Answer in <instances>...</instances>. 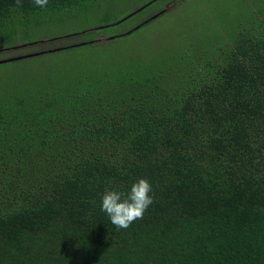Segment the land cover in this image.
<instances>
[{
  "label": "trees",
  "instance_id": "1",
  "mask_svg": "<svg viewBox=\"0 0 264 264\" xmlns=\"http://www.w3.org/2000/svg\"><path fill=\"white\" fill-rule=\"evenodd\" d=\"M169 1L109 25L113 0H0V33L78 12L106 25L0 64V264H264V0H212L209 30L155 51L141 18ZM139 178L153 203L117 229L101 196Z\"/></svg>",
  "mask_w": 264,
  "mask_h": 264
},
{
  "label": "rangeland",
  "instance_id": "2",
  "mask_svg": "<svg viewBox=\"0 0 264 264\" xmlns=\"http://www.w3.org/2000/svg\"><path fill=\"white\" fill-rule=\"evenodd\" d=\"M148 1L149 0H113V5L109 9V19L107 20L117 22L109 25L118 24V22H121V20L129 16L132 11L144 7ZM194 1L195 3L192 11L188 12L189 15L185 14L178 18H174L173 16L169 15L165 16L164 13L166 12V10H169L172 7V0H170L165 5H161L163 8L165 7L164 12H160V8L158 7V9L156 7L151 12L142 17V21L147 19L148 17H150L151 19L157 18L139 32L140 34H144V36L149 39L147 40V42L144 41V44L147 45L149 43L150 46L153 44V47L151 46V48H154L155 51L158 48H170L171 46L173 48H176L181 36L183 37V40H187L189 42L194 40L193 38L196 37L197 33L199 34L200 30H209L211 28V20L214 21V18L212 16L210 18V14L212 13L211 11L213 8L212 0ZM219 1L222 4L220 6L222 7V9H230L235 3V1L233 0H227L226 2H223L222 0ZM191 2L192 0H188L186 2L180 3L178 5V9H176L175 11L179 13L181 8H183V10H189ZM220 15L221 14L216 16L219 17ZM216 16H214L215 19ZM192 17H196V19L189 23V20H191ZM102 19L103 14L101 12H93L89 17H85L83 13L78 12L71 17L52 16V19L50 20L39 19L36 20V25L29 28L20 25L16 27L11 26L10 29L8 28L3 33H0V61L18 56H28L31 54H35L39 51L37 49L39 47L35 48L34 46L47 40L60 39L64 36L74 35L79 32H84L92 29L95 30L96 28L101 26V23H103L104 20ZM134 21L135 24L139 23L141 20L138 18ZM131 22L132 20L126 23V25L130 24ZM118 27L120 26L115 27L116 31L118 32H122V28L123 31L126 29L125 26L122 28ZM112 32L114 33V31ZM139 33L133 35L130 34L129 37L124 38V40L108 42L107 48H124L125 50L126 48H139L137 45H135L136 41H140L141 39L139 37ZM106 34L109 35L110 32ZM101 38L104 37H99L98 40H101ZM132 41L133 44H131ZM22 47L27 49L17 51L16 53H11L14 51L13 49ZM56 48L60 47L57 46ZM150 57L152 60H155L156 58L155 54L153 53H151ZM2 70L5 72V74H7L8 77H10L12 67H2Z\"/></svg>",
  "mask_w": 264,
  "mask_h": 264
},
{
  "label": "clouds",
  "instance_id": "3",
  "mask_svg": "<svg viewBox=\"0 0 264 264\" xmlns=\"http://www.w3.org/2000/svg\"><path fill=\"white\" fill-rule=\"evenodd\" d=\"M44 8L48 0H33ZM22 7L23 0H15ZM152 185L146 178L137 179L127 193L106 187L101 196V211L106 213L110 222L117 228H128L135 220L142 219L144 212L153 203Z\"/></svg>",
  "mask_w": 264,
  "mask_h": 264
},
{
  "label": "water",
  "instance_id": "4",
  "mask_svg": "<svg viewBox=\"0 0 264 264\" xmlns=\"http://www.w3.org/2000/svg\"><path fill=\"white\" fill-rule=\"evenodd\" d=\"M154 1H155V0H154ZM140 9H141V8H140ZM140 9L135 10V11L132 12L129 16H127L126 18H124V19L121 20V21H124L125 19L131 17L132 15H134L135 12L139 11ZM118 23H120V22H118ZM101 28H103V26H100V27H98V28H96V29H101ZM79 45H80V44H79ZM73 46H76V45H73ZM62 48H64V47L56 48V49L50 50L49 52H58V51L61 50ZM39 54H40V53H35V54L28 55V56H21V57H17V58H10V59H7V60H1V61H0V64L5 63V62H9V61H13V60H20V59H23V58L33 57V56H36V55H39Z\"/></svg>",
  "mask_w": 264,
  "mask_h": 264
}]
</instances>
